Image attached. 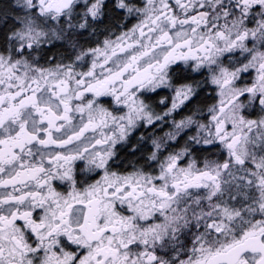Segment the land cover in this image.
Returning a JSON list of instances; mask_svg holds the SVG:
<instances>
[{
	"label": "snow or ice",
	"instance_id": "6c2138e0",
	"mask_svg": "<svg viewBox=\"0 0 264 264\" xmlns=\"http://www.w3.org/2000/svg\"><path fill=\"white\" fill-rule=\"evenodd\" d=\"M0 264H264V0L0 10Z\"/></svg>",
	"mask_w": 264,
	"mask_h": 264
},
{
	"label": "flooded vegetation",
	"instance_id": "af4514ba",
	"mask_svg": "<svg viewBox=\"0 0 264 264\" xmlns=\"http://www.w3.org/2000/svg\"><path fill=\"white\" fill-rule=\"evenodd\" d=\"M7 2H8V4L10 5L11 3H12V0H6ZM133 21H126V23L130 26L131 25V23H132ZM100 39H103V36H101V37H99ZM57 46H59V42H57ZM53 51H55V49H53ZM196 78H200V77H196ZM203 95H205V97H207V102H206V104H210V103H213V102H215V92L214 91H212L211 90V88H209V89H206L205 90V92H203L202 93ZM163 95H168L169 97H170V93H168V91L167 90H161L160 92H159V96H163ZM159 96H154V99H156V100H158L159 99ZM169 103H170V101H169ZM161 107H162V109H161ZM190 107V106H189ZM156 110L158 111V112H161V111H163L164 110V106H158L157 108H156ZM185 114H188V109L187 108H185V109H183L181 112H180V114L179 115H175V118L176 119H178V118H181V116H183V115H185ZM169 129L168 128H166V125H165V128H163V130H161L160 128H157L155 131H156V133L157 134H159V135H163L164 134V132H166V131H168ZM153 130L151 129V128H143V127H141V128H138L137 130H135L134 132H133V134H132V136H131V142L132 143H135L136 142V140L143 134V135H145V136H147L149 133H151ZM130 147V146H129ZM147 147L150 149V147H151V145H150V142L148 143V145H147ZM123 151H125V152H129V150H128V147H125V148H121L120 149V151H119V154L120 153H123ZM120 156V155H119ZM124 163H125V161H122V159L120 158V157H118V162L117 163H114L112 166H113V168L114 169H124L125 167H128V168H130L131 167V163L130 164H128V166L127 165H124Z\"/></svg>",
	"mask_w": 264,
	"mask_h": 264
},
{
	"label": "trees",
	"instance_id": "16d2710c",
	"mask_svg": "<svg viewBox=\"0 0 264 264\" xmlns=\"http://www.w3.org/2000/svg\"><path fill=\"white\" fill-rule=\"evenodd\" d=\"M9 6L10 5L8 4V2L6 0H0V10H7L9 8ZM121 18H122V14H121ZM104 22L108 23L107 17L105 18ZM199 99H201L204 103L207 102V97H205V95H203L202 93H201V96ZM163 128H165V126H163ZM119 155H120L119 157L122 159V161H125L124 165L128 166V164H130L131 161L136 159V157H139L140 153L137 152L136 157L132 156V154L130 152H125V151H123V153H120Z\"/></svg>",
	"mask_w": 264,
	"mask_h": 264
},
{
	"label": "rangeland",
	"instance_id": "374dc122",
	"mask_svg": "<svg viewBox=\"0 0 264 264\" xmlns=\"http://www.w3.org/2000/svg\"><path fill=\"white\" fill-rule=\"evenodd\" d=\"M166 90V89H165ZM161 109H162V107H161ZM178 119H180V118H178ZM166 128H168L169 129V127L166 125ZM181 142H182V140H181Z\"/></svg>",
	"mask_w": 264,
	"mask_h": 264
}]
</instances>
